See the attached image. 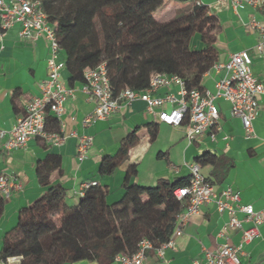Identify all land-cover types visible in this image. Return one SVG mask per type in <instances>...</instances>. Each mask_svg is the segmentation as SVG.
Wrapping results in <instances>:
<instances>
[{"label":"crops","instance_id":"crops-1","mask_svg":"<svg viewBox=\"0 0 264 264\" xmlns=\"http://www.w3.org/2000/svg\"><path fill=\"white\" fill-rule=\"evenodd\" d=\"M194 3L207 5L218 18L215 45L218 61L226 62L232 53L247 50L252 56L251 71L254 77L264 82L263 61L256 54L258 32L250 27V21L264 24V7L251 6L246 2L235 5L233 0H164L158 9L159 15H173L190 8ZM19 25L15 24L0 35V128L8 129L24 112V104L40 92V82L47 76L46 60L48 42L42 36L23 40L18 36ZM225 75V70L211 68L201 81L204 90L214 92L215 82ZM61 78L70 89L64 102V111L58 119L60 132L64 136L60 144H50L40 138L28 140L17 150H0V173L14 174L20 187L3 202L0 216V248L4 232L14 226L20 208L30 206L46 191L36 177V165L47 154L61 157V175L53 173L51 183H59L66 189V201L78 203V191L87 181H98L109 187L108 203L117 201L123 189L125 164L112 175L99 174L103 157L113 155L120 140L138 128V142L129 151L128 161L137 163V175L133 181L142 186H152L160 177L173 179L189 175V164L202 153L215 156L214 163L201 165L200 171L214 188L219 191L230 186L239 191L241 201L251 204L255 210L264 209V94L259 96V108L253 121V135L248 136L241 120L230 114L229 102L216 99L219 121L210 132H205L194 141L188 142L183 126H173L157 121V137L149 141L147 123L154 118L145 110L142 100L131 104L121 103L111 115L84 124V118L94 109V103L81 91V83L69 85V73L64 68ZM178 86L159 87L155 95L177 93ZM171 105L168 104L167 109ZM92 137L86 157L76 158L77 138ZM159 153H163L159 155ZM241 217V214H238ZM227 220L226 212H219L212 203L204 204L200 211L190 215L181 226L182 234L175 237L178 251L168 248L162 256L155 252L146 255V264H194L203 262L204 249L216 247L221 239L218 231ZM17 222V221H16ZM248 226L249 223H243ZM240 231H232L229 241L238 245ZM239 264H264V224L259 226V235L245 243L239 254ZM9 264H20L14 261ZM64 264H99L93 260H79ZM110 264H118L112 262Z\"/></svg>","mask_w":264,"mask_h":264},{"label":"trees","instance_id":"trees-1","mask_svg":"<svg viewBox=\"0 0 264 264\" xmlns=\"http://www.w3.org/2000/svg\"><path fill=\"white\" fill-rule=\"evenodd\" d=\"M39 1L62 49L69 85L84 81L85 68L103 63L113 94L124 88L144 89L153 72L177 75L186 89L203 90L204 74L218 61L215 40L220 25L205 4L194 3L169 16L158 13L164 0ZM45 129L59 132V120L47 114ZM137 130L99 164L101 175H112L125 164L123 193L113 203L107 201L109 187L96 181L70 205L66 189L51 183V175L62 172L60 155L49 153L39 160L36 177L46 191L19 209L16 224L2 236L0 258L19 256L20 264H110L119 253L133 254L143 239L152 244L147 253L165 242L186 205L174 190L184 187L188 176L160 177L152 186L134 182L137 163L128 156L138 142ZM147 130L149 141H154L157 122L147 123ZM194 161L201 167L214 163L215 156L206 152ZM3 202L0 197V216Z\"/></svg>","mask_w":264,"mask_h":264},{"label":"built area","instance_id":"built-area-1","mask_svg":"<svg viewBox=\"0 0 264 264\" xmlns=\"http://www.w3.org/2000/svg\"><path fill=\"white\" fill-rule=\"evenodd\" d=\"M235 5L246 2L251 6L262 5L264 0H233ZM18 24V36L23 40H33L39 36L48 42V57L46 60L47 76L40 82V92L31 97L24 104V112L18 116L15 123L8 129L0 128V150L10 152L26 145L32 138H40L50 144H60L63 135L59 132H48L45 129L47 114L61 117L64 102L70 93L61 78V71L65 67V58L57 41L55 31L47 21L46 14L39 0H0V35L13 25ZM250 27L258 32L255 45L256 54L264 64V24L256 20L250 21ZM252 56L247 50L234 52L226 62H216L212 67L225 70V75L215 82V90L186 89L183 80L174 74L153 72L147 87L141 90L124 88L118 94H113L103 63L95 67H87L83 71L84 81L81 91L94 103L93 111L84 118L87 124L98 118L111 115L121 103L129 105L134 100H142L145 110L155 122H163L173 126H183L184 135L188 142L194 141L205 132H210L219 121V108L216 99L221 98L229 102L230 114L241 120L242 127L248 136L253 135V121L259 108V96L264 94V82L259 81L251 71ZM264 76V67H263ZM177 85V93L167 92L163 96L154 94L159 87ZM168 104L171 105L167 109ZM92 137L80 135L77 138L76 158L82 161L91 145ZM188 182L184 187L174 190L175 197L186 202L183 210L178 214L176 225L169 238L154 249L158 256L170 248L178 251L175 237L182 234L181 226L187 218L200 211L207 203L215 205L219 212H226L227 220L217 233L221 239L214 248L204 249L203 262L198 260L194 264H239V254L242 246L258 237L259 226L264 224V209L255 210L251 204L243 203L238 190L227 186L217 191L200 171L197 162L188 166ZM87 181L78 191L83 195L84 189L95 184ZM20 184L17 177L10 173H0V197L8 199ZM241 214V217L238 216ZM249 223L244 226L243 223ZM240 231L241 240L238 245L229 241L232 231ZM152 247L150 241L143 239L133 254L119 253L114 257L118 264H146L147 250ZM19 261V256L0 258V264Z\"/></svg>","mask_w":264,"mask_h":264},{"label":"rangeland","instance_id":"rangeland-1","mask_svg":"<svg viewBox=\"0 0 264 264\" xmlns=\"http://www.w3.org/2000/svg\"><path fill=\"white\" fill-rule=\"evenodd\" d=\"M16 221H17V220H16ZM16 221H15V224H16ZM15 224H14V225H15Z\"/></svg>","mask_w":264,"mask_h":264}]
</instances>
